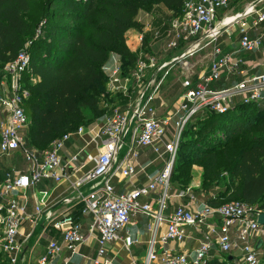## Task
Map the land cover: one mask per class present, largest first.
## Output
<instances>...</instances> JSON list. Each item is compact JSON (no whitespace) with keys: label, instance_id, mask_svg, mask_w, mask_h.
I'll use <instances>...</instances> for the list:
<instances>
[{"label":"built area","instance_id":"1","mask_svg":"<svg viewBox=\"0 0 264 264\" xmlns=\"http://www.w3.org/2000/svg\"><path fill=\"white\" fill-rule=\"evenodd\" d=\"M238 1L186 0L181 18L171 23L174 41L169 43V49L186 45V53L192 55L215 44L223 33L236 27L239 34L238 53L264 55V33L258 37L251 35L252 31L264 25V0L249 2L238 16L236 11L217 20L218 10L227 9ZM29 62L25 47L16 61L0 68V155L20 152L29 163L26 174L6 172L0 186V255L8 263L19 264L30 246L37 242L36 229L61 217L54 228L60 231L62 244L51 241L37 264H49L63 251L69 252L70 259L80 256L82 247L92 241H96L98 250L91 264H115L114 259L108 256L110 246L122 241L121 235L132 219L143 215L151 220L152 236L141 264H207L215 258L214 250L220 257H233L232 264H262L264 254L261 249H256V245L263 241L264 246V226L257 221L264 212L240 201L217 207L201 203L191 187L172 194L171 177L184 129L194 119L208 113L224 114L237 105L233 104L235 100L242 105L256 104L264 108V72L248 73L241 69L240 60L214 47L207 72L193 81H184L178 104L165 116H160L155 105L158 89L156 73L173 61L160 63L154 57L147 61L139 59L132 69L131 81L122 77L120 69L114 70L109 78L113 87L126 92L129 83L135 80L139 85L147 73L154 72L140 90L133 108H113L103 122L67 133L46 150L29 151L25 136L29 120L24 111L29 92L22 82ZM225 74L239 75L242 80L226 89H211L210 86L219 82ZM33 80L35 83L36 79ZM74 136H87L94 144L97 152L94 167L72 185L71 196L55 205L78 206V209L54 215L52 205H47L48 192L42 191L35 192V215L29 216L24 191L35 190L43 180L60 183L66 179L68 170L79 163V155L68 159L60 155ZM143 150L151 151L162 162L158 174L146 184L132 185L127 192L117 194L112 179L118 175L127 181L135 179ZM16 192H23L22 197L15 196ZM143 199L146 201L142 202ZM172 200L178 202L177 206L165 215ZM85 216H91L92 221L84 234L80 218ZM26 222L31 224L28 232L24 229ZM227 222L238 223L236 240ZM162 224L166 225V229L159 233ZM187 228H205L208 234L197 242L192 253L168 249L171 242H185ZM139 243V240L128 242L126 251L132 244ZM239 251V257L231 256Z\"/></svg>","mask_w":264,"mask_h":264},{"label":"trees","instance_id":"2","mask_svg":"<svg viewBox=\"0 0 264 264\" xmlns=\"http://www.w3.org/2000/svg\"><path fill=\"white\" fill-rule=\"evenodd\" d=\"M185 1L46 0L37 26L31 29L26 20L31 0H0L1 66L16 61L25 47L30 57L22 82L29 92L24 111L32 146L43 151L63 135L77 131L86 120L84 108L92 117H102L105 112L100 109L101 96L107 93L109 84L103 67L114 53L121 58L122 70L134 68L137 56L126 46V34L131 29H142L136 20L139 12L163 5L174 17L181 18ZM32 79L36 82L30 83ZM263 115L264 108L256 104H237L224 114L201 117L193 146L203 156L199 164L203 169V192L210 195L213 183L229 182L225 190L206 200L208 205L240 201L264 212ZM258 116L263 117L255 121ZM253 128L258 136L236 140ZM220 148L228 164L227 178H222L215 153ZM188 174L189 169H184L177 180ZM173 178L174 174L171 182ZM229 257L207 264H232ZM262 261L264 264V255ZM0 264L10 263L0 255Z\"/></svg>","mask_w":264,"mask_h":264},{"label":"crops","instance_id":"3","mask_svg":"<svg viewBox=\"0 0 264 264\" xmlns=\"http://www.w3.org/2000/svg\"><path fill=\"white\" fill-rule=\"evenodd\" d=\"M243 11V10H242ZM242 11H237L240 13ZM233 14V13H232ZM176 17L168 11L163 5L155 6L150 12L140 11L136 20L137 22L142 25V29L139 31L137 29H131L126 34V46L128 47L129 51L137 56V53L148 51L150 56L158 59L163 62H171L179 59L183 54L186 53L187 46L186 45H178L175 49H169V43L174 41V33L171 30V23L174 21ZM264 33V25L259 28L258 30L252 31L251 35L253 37H258ZM223 35V34H222ZM221 35V36H222ZM220 36V37H221ZM217 39L216 43L211 45V54L214 47L219 48L223 54L232 55L236 60L241 61V69H244L248 73H256L261 74L264 72V55L260 53H251V54H240L239 51V34L236 31V41L232 44H229L225 47H222V44H219V39ZM145 44V48L144 47ZM207 49V48H206ZM195 54V53H194ZM194 54L189 55L184 58H193ZM194 59H188L185 63L187 67L191 65L189 71H193L194 69ZM122 68V61L118 55H114L110 57V59L105 63L103 67L104 74L106 77L109 78L112 75V72L116 69ZM206 70H203L198 77L206 73ZM122 72V70H121ZM197 77V78H198ZM231 77H238L239 83L242 80V77L239 75H223L221 80L229 82ZM221 82V81H220ZM235 83L234 85H236ZM234 85H221L219 89H213L214 85L210 86L213 90H222ZM124 92L118 91L116 87H113L111 83L108 84L107 93L103 95L106 99L111 101L112 97H117ZM107 100V101H108ZM105 107L100 104L101 110H106ZM108 107V106H107ZM158 112V111H157ZM91 115V114H90ZM88 118V117H87ZM104 117L97 120L95 123L103 122ZM37 150L36 148H34ZM21 155L24 158V155L20 152H15L9 155L10 158H15V156ZM61 156L68 159L71 156L79 155V163H75L73 165L74 169H70L67 172V177L60 183H55L51 180H43L41 181L34 189H29L24 191L28 201L26 202V209L27 214L29 216L35 215V192H48L47 196V205L51 206L54 210V215L59 216L60 214L65 213L66 211H75L78 209L77 207L70 208V205L65 204H58L55 203L60 202L63 198L71 196L72 185L77 182L78 180L82 179L88 172H90L94 167V158L97 155L95 150L94 144L91 143L89 137L87 136H74L65 146V149L60 153ZM82 164V166H81ZM80 169L76 170L78 167ZM162 167V162L156 159V156L149 150H143L141 152V156L139 158V167H138V174L135 179L132 181L124 180L119 175L115 176L112 179V183L115 187L117 194H123L127 192L132 185L140 186L146 184L149 179L154 177L158 174L160 168ZM29 169V163L24 168L17 169L16 167H8L4 170H0V186L3 181V177L6 172L14 171L16 174H26ZM193 182L189 187L193 189V194L198 198L201 203H206V200L211 196L205 194L201 191V175H202V168L193 167L192 169ZM177 188L174 184H172V194H175ZM23 192H16L14 195L17 197H22ZM146 200H142L145 202ZM75 202V201H73ZM177 201L172 200L169 202V211L165 214L168 215L173 211V209L177 206ZM55 205V206H54ZM56 216V217H57ZM57 221H61V217L57 220L51 221L44 226L40 225L36 231V240L37 242L33 243L29 250L25 253L22 261L19 264H37L38 260L41 256H43L46 252V249L51 241H57L58 243L62 244V237L60 231L54 228V224ZM82 224V231L85 234L91 224L92 218L91 216H85L80 218ZM228 226L231 229V234L234 240H236L237 231L239 228L238 223L236 222H227ZM31 228V224L26 222L24 225V229L28 232ZM166 229V225L162 224L159 228V233L164 232ZM185 234L187 236L186 240L182 244H178L175 242H171L168 244L167 248L173 250L175 252L180 253H192L196 244L199 240L203 239L208 233L205 228L200 230H195L193 228H187L185 230ZM122 241L115 243L110 246L109 250V258L114 259L115 264H141L145 259L146 252H147V244L152 236V223L147 217L143 215H138L134 219H132L130 225L128 226L126 232L122 233ZM134 240H139V244H132L130 246L129 251H126L125 245ZM134 246H142L143 248V257H139V254H135L133 252ZM264 247V246H263ZM98 246L96 241H92L89 245L82 247L80 251V256H75L70 259V254L68 251H63L60 255L52 258L49 264H91L92 259L96 258L97 256ZM264 252V248L262 249ZM214 259H220V255L214 250ZM235 258L240 256L239 252H234L231 254Z\"/></svg>","mask_w":264,"mask_h":264},{"label":"rangeland","instance_id":"4","mask_svg":"<svg viewBox=\"0 0 264 264\" xmlns=\"http://www.w3.org/2000/svg\"><path fill=\"white\" fill-rule=\"evenodd\" d=\"M45 1L46 0H31L30 3V11L26 15V20L31 25V29H35L39 22V17L41 16V13L43 12L45 8ZM253 0H239L235 5H232L231 7L227 9H221L217 11V20H221L224 16L228 17L232 15V13L236 11H242V9L245 7L246 4L251 2ZM178 17H176L177 19ZM34 26V27H33ZM39 30L42 29V26L38 27ZM236 31L237 28L234 27L230 29L227 33H223V35L219 39V44H222V47H225L229 44H232L236 41ZM238 32V31H237ZM145 48V44L144 47ZM207 49H204L202 51L196 52L194 54L193 58H183L175 62L169 63V65L162 71L156 73L157 79H156V86H157V96H156V101L155 105L158 111V114L160 116H165L169 111L174 109V107L178 104L180 95L183 93V88L182 84L186 80H195L199 74L203 71L206 70L212 60V54H211V49L212 46L206 47ZM115 54L112 53L110 57H113ZM151 54H149L148 51L140 52L137 53L136 61L139 59H142L144 61H147L150 57ZM110 59V58H109ZM188 59H194V69L193 71H189V67L185 65V63L188 61ZM161 63V61H160ZM2 64H0V68ZM122 70V68H121ZM154 74V72L150 71L147 73L145 78L143 79V82L139 85H137L136 82H132L128 84L127 91L124 92V94L119 95L120 97H112L110 100L107 101V99L103 96H101V103L107 110L102 111L104 115L102 118L114 107L115 108H120L122 110L127 109L129 106L134 107L138 97L140 90L147 84V80L151 78V76ZM122 77L124 79H130L132 77V69H124L122 70ZM34 80L32 79L30 83H34ZM221 81V82H220ZM219 82H215L213 89H219L221 88V85L227 86V85H234L239 81L238 77H231L230 81L227 82L226 84L224 83V80H220ZM211 85V86H212ZM211 88V87H210ZM233 104H239V100H235ZM83 114L86 118L85 122L80 125V127H88L90 125H93L97 120L101 119V117H92L90 115V112L87 108H84ZM264 116V115H263ZM263 116H258L255 117V121H259L261 117ZM88 117V118H87ZM203 119V118H202ZM201 117L196 118L193 120L192 123H190L183 132L181 142L178 148V153H177V158L174 164V168L172 171V174H174V178L172 179V183L177 187V188H185L191 185L193 182V175H192V169L193 167H199L201 168L200 161L202 160V154L199 153L198 149L193 146L194 141L197 139L198 134L195 133L199 129L200 121L202 120ZM195 126V129L193 128ZM79 127V128H80ZM196 130V131H195ZM26 145L28 147L29 151H32L34 147L32 146L30 136H29V130L26 132ZM170 136V134H169ZM250 136H258V133L254 131V128L250 130L249 133H246L244 135H241L240 137L236 138V140L244 141ZM235 141H233L230 145L227 146V151L231 149L235 145ZM40 151V150H38ZM223 148L215 150V153H217L219 157V169L223 173V177H226V172L228 169V164L226 163L225 159L223 158ZM28 165L27 159L22 157L21 155L15 156V158H10L8 156H2L0 155V170H4L8 167H16L17 169L24 168ZM188 170L189 169V174L188 176L184 177L181 179V181L177 180V175L178 173L182 172L183 170ZM202 176H203V169H202V175H201V185H200V190L203 191L202 189ZM229 185V182L220 180L218 183H213V189L212 192L210 193L211 195H216L222 190H225L226 187ZM264 248V247H263ZM262 250V249H261ZM263 251V250H262ZM133 252L135 254H139V257H143V248L142 246H134L133 247ZM264 254V252H262Z\"/></svg>","mask_w":264,"mask_h":264},{"label":"water","instance_id":"5","mask_svg":"<svg viewBox=\"0 0 264 264\" xmlns=\"http://www.w3.org/2000/svg\"><path fill=\"white\" fill-rule=\"evenodd\" d=\"M187 56H189V53L183 54L181 57H179V59H176L175 61L183 59L184 57H187ZM175 61H173V62H175ZM257 221H258V224L260 226H264V213H262L258 216ZM262 247H263V241H259L258 244L256 245V249L260 250V249H262ZM229 261H233V257H229Z\"/></svg>","mask_w":264,"mask_h":264},{"label":"bare ground","instance_id":"6","mask_svg":"<svg viewBox=\"0 0 264 264\" xmlns=\"http://www.w3.org/2000/svg\"><path fill=\"white\" fill-rule=\"evenodd\" d=\"M243 11H244V9H243ZM243 11H242V12H243ZM242 12H240V13H237V14H236V16H238V15H239V14H241ZM234 18H235V17H234Z\"/></svg>","mask_w":264,"mask_h":264}]
</instances>
